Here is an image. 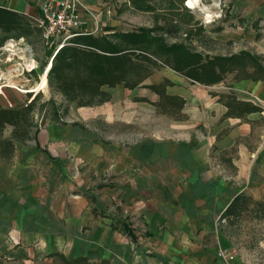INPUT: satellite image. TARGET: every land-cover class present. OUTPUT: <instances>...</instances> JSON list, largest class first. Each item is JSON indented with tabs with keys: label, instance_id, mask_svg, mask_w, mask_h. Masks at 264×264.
Listing matches in <instances>:
<instances>
[{
	"label": "crops",
	"instance_id": "crops-1",
	"mask_svg": "<svg viewBox=\"0 0 264 264\" xmlns=\"http://www.w3.org/2000/svg\"><path fill=\"white\" fill-rule=\"evenodd\" d=\"M48 1L61 0H0V11L30 22ZM77 1L84 25L70 41L119 30L96 0ZM223 1L244 31L254 21L264 22V0ZM239 36L227 29L221 33L226 39ZM232 75L229 83L224 84L225 76L204 86L159 67L132 90L103 87L110 100L88 108L93 121L118 129L116 137H97L94 128L90 142L84 134L72 138L49 127L41 138L45 147L36 143L33 152L45 159L44 180L49 188L58 187L53 198L38 189L46 193L38 199L34 154L30 158L31 149L16 146L40 139L39 132L22 142L11 133L1 135L0 254L51 261L59 254L94 264H234V257L228 262L216 258L223 249H216L222 244L218 222L238 194L264 198V85ZM166 82L165 94L183 102L178 118L156 115L152 104L156 94L151 96L149 87ZM240 104L249 110L241 113ZM76 107L69 106L71 117ZM82 121L69 125L86 131ZM59 124L68 127L62 118ZM79 188L90 191L87 197L73 195ZM69 219L81 224V256L79 245L68 239ZM37 237L36 245L49 247L45 254V248L32 247Z\"/></svg>",
	"mask_w": 264,
	"mask_h": 264
},
{
	"label": "rangeland",
	"instance_id": "rangeland-1",
	"mask_svg": "<svg viewBox=\"0 0 264 264\" xmlns=\"http://www.w3.org/2000/svg\"><path fill=\"white\" fill-rule=\"evenodd\" d=\"M186 1L187 0H151V10H138L131 6L129 0H96L102 9L101 11H104L105 14L107 10L110 11L109 18L115 23L116 29H119L117 32H130L139 28L156 29L157 27L163 26L167 29H171L168 34L156 30L150 35L162 36L168 44H183L190 51L201 54L203 58L206 56H223L236 54L240 51H247L254 56H258L261 60V64L264 66V22L254 21L247 27L248 29L244 31L241 19L232 18L231 15L228 14L227 4L223 0H199L197 7L194 9L187 8L185 5ZM206 14L210 15L209 21L206 20ZM223 29H227L228 32L231 33L238 32L241 36L226 39L221 37ZM188 32L191 33L188 34ZM40 38V34L38 30L34 28L32 20H30V22L24 21L19 17L0 11V48L4 46L7 40L20 41L23 43V46L25 45L31 50L32 56L30 59L33 60L34 65L36 64L37 66L36 70L31 74H28V71L24 72L21 76L17 73L19 76L17 77L16 75V77H14L19 78V82L16 81L18 79L12 78L15 74L11 73V77L7 76V80L12 79L9 82L12 87H9L11 89L1 91L0 108H5L6 110L16 108L21 110L32 102V105L29 107L30 112H28L27 122L21 136L27 137V135H29L33 138L34 134L39 132L40 139L36 141H27L28 143L26 142V145H24L25 147L16 146L22 149H31L32 152L29 153L30 158L33 156L32 154H34L32 160L36 163L37 185L35 186L38 199H41L46 193L52 194L53 198L55 197V193L58 192L56 184H51L52 188H49L43 178L45 168V159L43 155L33 152L36 151V143H38L41 148L45 147L44 141H42L41 138L44 136L45 132H50L49 127L54 128L56 133H67L68 131L70 134L68 135L72 138H74V135L79 136L80 134H84L90 142H92L90 140V134H92V132L94 134L97 132L99 134H97V137L100 138L101 136L114 138L118 130L113 125L101 126L97 121H93V119H91L93 115L92 108L78 107L76 105V113L72 117L69 115V106L72 104L75 105L76 101H66L60 94L51 91L49 87L50 82H48V72L50 69L46 73H43L42 69L45 65L47 68L49 65L52 66V62L48 66L47 63L54 49L53 47L48 48ZM2 56H0V60H3ZM0 65L2 64L0 63ZM157 65H160L159 62H157ZM2 69H4V66ZM157 69H153V72H156ZM44 75L45 82L47 83H45L46 87L43 90L40 89L37 93H21L22 90L34 89V86L36 87V85L40 84L41 78ZM225 76L226 81L224 84L229 83V81L233 79L232 74ZM149 91L151 96L155 95L151 89ZM152 98L156 100L152 103L155 107L156 115L160 112L159 103H164L162 107L168 106V102H166L165 99L159 102L158 95ZM132 99H139V97L134 96ZM252 100L256 103L261 102L254 97ZM53 111H56L55 116H52ZM172 111V114H166L169 118L172 119L181 116L178 114L179 109L178 111ZM82 116L86 119H84V122L82 121ZM59 118L67 120L68 127H62L61 124H59ZM52 120L57 123H54ZM72 121H77L79 125L82 124V121L83 124L86 125V131L71 127L69 124ZM94 128L96 132L93 130ZM12 130V126L5 125L0 132V136L6 137ZM263 138L264 136L260 140L261 144L262 141L264 143ZM75 141L76 140H73L72 142L75 143ZM27 156L28 155H26L25 158H27ZM73 161L75 160L71 158V163H73ZM69 176L71 177L70 174ZM83 188L74 191L73 195L79 194L80 196L83 193V196L87 197L85 192L89 193L90 191L82 190ZM38 189L45 190L46 193H38ZM71 189L74 190L73 187ZM69 196L70 191L68 192V197ZM245 196L251 201L248 205V211L242 212L237 218H229L228 220L218 222V229L220 231L219 238L222 244L216 245V249L220 246L225 252L230 255L232 254L235 258L234 264H264V198H253L249 195ZM71 200V197H69V210L72 206L71 202H73ZM252 202L259 203L262 209L259 210V212H254V210H257V207ZM100 214L102 215L103 213ZM101 219L104 218L101 217ZM104 222L105 221L102 220L100 221L101 227L104 225ZM79 224L80 222L68 220V239L69 241H73L74 244L79 245V256H81L83 255L81 237L77 236L81 225ZM39 239V237L36 238L37 242L33 244L32 247H36L37 251L38 247L45 248L44 251H42L44 252L42 254H45L48 252L47 249L49 247H45V244L41 246L36 245ZM6 256V254H0V264H68L64 259L58 257H54L55 259L52 258L51 261V259L39 256L38 258L36 257V259L30 260L25 257L9 259ZM67 259L70 260L72 258L69 256ZM77 264L94 263L84 262Z\"/></svg>",
	"mask_w": 264,
	"mask_h": 264
},
{
	"label": "trees",
	"instance_id": "trees-1",
	"mask_svg": "<svg viewBox=\"0 0 264 264\" xmlns=\"http://www.w3.org/2000/svg\"><path fill=\"white\" fill-rule=\"evenodd\" d=\"M150 1L129 0L131 6L138 10H151ZM156 30L168 34L171 29L162 26L156 29L139 28L130 32H114L98 37L79 35L53 56L48 72L51 91L60 94L66 101H76L78 107L97 106L110 100V94L103 87L114 88L122 84L124 88L132 90L153 73V69L159 67H167L191 83L204 86H214L228 74H234L237 80L249 79L264 85V66L258 56L241 51L230 57L203 58L183 44H168L162 36H151ZM166 85L170 86L169 82L149 89L159 96V102L162 99L168 102L166 107H162L164 103H159V109L169 115L173 113L172 110H180L183 102L177 97L166 95ZM31 105L32 102L21 110L0 108V132L3 126H12L11 138L22 142L25 137L21 133ZM242 106L237 107L241 109V113L249 110L246 104ZM52 113L55 116L56 111ZM249 202L251 201L247 196L238 194L221 214L220 221L237 218L242 212L248 211ZM253 204L257 207L254 212L262 209L259 203ZM50 257L64 259L68 264L88 263V259L84 257L68 261L59 254Z\"/></svg>",
	"mask_w": 264,
	"mask_h": 264
},
{
	"label": "built area",
	"instance_id": "built-area-1",
	"mask_svg": "<svg viewBox=\"0 0 264 264\" xmlns=\"http://www.w3.org/2000/svg\"><path fill=\"white\" fill-rule=\"evenodd\" d=\"M31 20L34 28L40 34V39L48 48L53 47L54 49L47 66L51 64L55 53L63 46L69 45L70 39L78 35V30L84 25L77 0L45 2L40 8L38 17ZM0 53V56L4 55L2 56L3 60H0L2 64L0 65V90L4 91L5 89H11L9 88V82L12 79L7 80V76L11 77V73L15 74L12 78H15L17 73L21 76L24 72H27L24 67L33 60L30 59L32 56L31 50L27 46H23L20 41L7 40L4 46L0 48ZM3 66L4 69H2ZM46 68L45 65L42 69L43 73ZM233 257L232 254H228L223 249L216 251V258L225 262L232 260Z\"/></svg>",
	"mask_w": 264,
	"mask_h": 264
},
{
	"label": "bare ground",
	"instance_id": "bare-ground-1",
	"mask_svg": "<svg viewBox=\"0 0 264 264\" xmlns=\"http://www.w3.org/2000/svg\"><path fill=\"white\" fill-rule=\"evenodd\" d=\"M198 1L199 0H187L186 1V3H185V5L187 6V8H189V9H194V8H196L197 7V4H198ZM209 18H210V15H208V14H206V20L207 21H209ZM33 68H35L34 67V63L33 62H31L29 65H26L25 67H24V69L26 70V71H28V72H30V71H32V69ZM49 68H50V65H49V67L45 70V73L49 70ZM45 83H47V82H45V75L41 78V82H40V84L39 85H36V87L34 86V89H29V90H22L21 91V93H26V92H39V90L40 89H44L46 86V84ZM14 85V84H13ZM9 87H12L11 85L9 86ZM0 93H1V90H0Z\"/></svg>",
	"mask_w": 264,
	"mask_h": 264
}]
</instances>
